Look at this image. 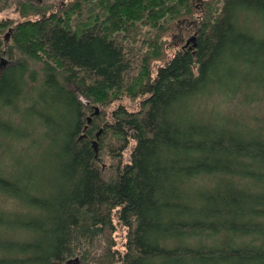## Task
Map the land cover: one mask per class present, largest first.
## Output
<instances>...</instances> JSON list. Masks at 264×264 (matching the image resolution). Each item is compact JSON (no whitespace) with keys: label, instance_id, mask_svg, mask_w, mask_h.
I'll return each instance as SVG.
<instances>
[{"label":"trees","instance_id":"obj_1","mask_svg":"<svg viewBox=\"0 0 264 264\" xmlns=\"http://www.w3.org/2000/svg\"><path fill=\"white\" fill-rule=\"evenodd\" d=\"M18 8L0 71V264L88 259L101 236L95 264H264V0Z\"/></svg>","mask_w":264,"mask_h":264},{"label":"rangeland","instance_id":"obj_2","mask_svg":"<svg viewBox=\"0 0 264 264\" xmlns=\"http://www.w3.org/2000/svg\"><path fill=\"white\" fill-rule=\"evenodd\" d=\"M35 3L42 8L49 9L48 13L51 11H55L58 8V5L66 2V0H0V22L11 21L12 23L5 29V32L0 33V71L10 64H12V59L9 54V48L11 46L12 33L10 32L13 27L17 26L18 23L24 21L25 19L21 17V13L19 10V6L21 3ZM38 17V16H37ZM37 17H31V19H35ZM173 52L169 53V56L172 55ZM127 107L136 106L133 101L128 100L124 103ZM106 112L111 111V107L105 109ZM97 160H99V164L101 166V171L104 173L105 178L107 179L109 176H112L114 172V167L118 164V160H113L107 153L104 156H100ZM127 157H124V161H127ZM2 205H6L2 203ZM126 233H121L116 236V240L119 241L121 236ZM105 238L99 237L98 241L92 245L90 250V254L88 259H83L80 256H75L74 258L69 259L66 264H95L98 260V257L105 252ZM88 260V261H87ZM69 262V263H68Z\"/></svg>","mask_w":264,"mask_h":264},{"label":"water","instance_id":"obj_3","mask_svg":"<svg viewBox=\"0 0 264 264\" xmlns=\"http://www.w3.org/2000/svg\"><path fill=\"white\" fill-rule=\"evenodd\" d=\"M191 41H194V37L192 39L188 40L187 43H186V45H188ZM95 112L99 113L98 112V109H96ZM90 122H91V118H88L87 126L83 129V134L81 135L80 141H81V139L87 138L86 135H85V132L88 130ZM100 133H101V131H99L96 134L97 138H99V134ZM92 148L95 149V151H96V157H98L99 148H98V140L97 139L96 140H93V142H92Z\"/></svg>","mask_w":264,"mask_h":264}]
</instances>
